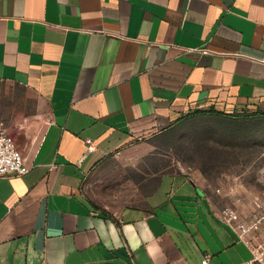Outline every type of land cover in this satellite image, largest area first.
<instances>
[{"label":"crops","instance_id":"crops-1","mask_svg":"<svg viewBox=\"0 0 264 264\" xmlns=\"http://www.w3.org/2000/svg\"><path fill=\"white\" fill-rule=\"evenodd\" d=\"M0 82L48 106L0 114L30 170L0 177V264H218L253 257L190 173L103 208L86 178L189 114L264 113V0H0Z\"/></svg>","mask_w":264,"mask_h":264},{"label":"rangeland","instance_id":"rangeland-1","mask_svg":"<svg viewBox=\"0 0 264 264\" xmlns=\"http://www.w3.org/2000/svg\"><path fill=\"white\" fill-rule=\"evenodd\" d=\"M47 124L48 106L23 86L0 82V114ZM1 120V119H0ZM190 173L225 221L251 246L264 248V113H193L169 129L123 148L91 173L84 189L99 206L120 210L139 198L150 174Z\"/></svg>","mask_w":264,"mask_h":264},{"label":"built area","instance_id":"built-area-1","mask_svg":"<svg viewBox=\"0 0 264 264\" xmlns=\"http://www.w3.org/2000/svg\"><path fill=\"white\" fill-rule=\"evenodd\" d=\"M29 170L30 165L26 160L23 149L19 147L16 139L9 134L4 121H0V177L10 171L22 175ZM240 228H242V232L239 230L237 231L243 237L242 233H245L248 229L244 225H240ZM247 243L250 245L248 241ZM251 249L253 257L238 264H264V248L251 246ZM202 264L218 263L214 261L212 254L205 253L202 258Z\"/></svg>","mask_w":264,"mask_h":264},{"label":"trees","instance_id":"trees-1","mask_svg":"<svg viewBox=\"0 0 264 264\" xmlns=\"http://www.w3.org/2000/svg\"><path fill=\"white\" fill-rule=\"evenodd\" d=\"M196 113H198V114L212 113V114L221 115V116H228V113L223 112V111H219V110L197 111ZM187 116H188V115H187ZM187 116H186V117H187Z\"/></svg>","mask_w":264,"mask_h":264}]
</instances>
